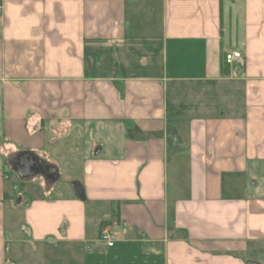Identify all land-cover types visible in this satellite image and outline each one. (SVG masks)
Returning a JSON list of instances; mask_svg holds the SVG:
<instances>
[{"label":"crops","instance_id":"0c3cea01","mask_svg":"<svg viewBox=\"0 0 264 264\" xmlns=\"http://www.w3.org/2000/svg\"><path fill=\"white\" fill-rule=\"evenodd\" d=\"M0 4V264H264V0Z\"/></svg>","mask_w":264,"mask_h":264},{"label":"built area","instance_id":"2783aa9c","mask_svg":"<svg viewBox=\"0 0 264 264\" xmlns=\"http://www.w3.org/2000/svg\"><path fill=\"white\" fill-rule=\"evenodd\" d=\"M1 11V4H0ZM241 53L239 51H231L224 54V62L227 65H234L236 61L241 59ZM99 241L106 247H113L116 241L114 231L109 225H103L99 232Z\"/></svg>","mask_w":264,"mask_h":264},{"label":"water","instance_id":"95a60500","mask_svg":"<svg viewBox=\"0 0 264 264\" xmlns=\"http://www.w3.org/2000/svg\"><path fill=\"white\" fill-rule=\"evenodd\" d=\"M23 171H25V170H24V169H17V172H18L19 175H21ZM25 172H26V171H25ZM41 172H42L43 174H45V175L50 174V172H49L48 170H46V169H45V170L42 169Z\"/></svg>","mask_w":264,"mask_h":264},{"label":"rangeland","instance_id":"374dc122","mask_svg":"<svg viewBox=\"0 0 264 264\" xmlns=\"http://www.w3.org/2000/svg\"><path fill=\"white\" fill-rule=\"evenodd\" d=\"M62 182H63V180H61V183H62ZM22 183H23V182H18V184H19L18 187L21 186V188H23L24 186H23ZM39 192H41V191H39Z\"/></svg>","mask_w":264,"mask_h":264},{"label":"trees","instance_id":"16d2710c","mask_svg":"<svg viewBox=\"0 0 264 264\" xmlns=\"http://www.w3.org/2000/svg\"><path fill=\"white\" fill-rule=\"evenodd\" d=\"M224 58V57H223ZM223 62H224V59H223ZM225 65H227L225 62H224Z\"/></svg>","mask_w":264,"mask_h":264}]
</instances>
